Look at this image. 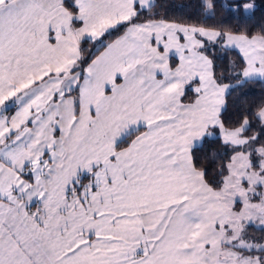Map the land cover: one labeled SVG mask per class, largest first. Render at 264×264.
Masks as SVG:
<instances>
[{
  "label": "snow or ice",
  "instance_id": "snow-or-ice-1",
  "mask_svg": "<svg viewBox=\"0 0 264 264\" xmlns=\"http://www.w3.org/2000/svg\"><path fill=\"white\" fill-rule=\"evenodd\" d=\"M0 264H264V0H0Z\"/></svg>",
  "mask_w": 264,
  "mask_h": 264
},
{
  "label": "trees",
  "instance_id": "trees-1",
  "mask_svg": "<svg viewBox=\"0 0 264 264\" xmlns=\"http://www.w3.org/2000/svg\"><path fill=\"white\" fill-rule=\"evenodd\" d=\"M259 95H260V88H259V86L257 85V86H255V93H254V95L251 96V97H249V98H250V99H253V98L258 97Z\"/></svg>",
  "mask_w": 264,
  "mask_h": 264
}]
</instances>
